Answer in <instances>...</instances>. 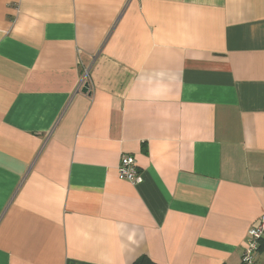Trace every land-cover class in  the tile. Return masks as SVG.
<instances>
[{
	"label": "crops",
	"instance_id": "0c3cea01",
	"mask_svg": "<svg viewBox=\"0 0 264 264\" xmlns=\"http://www.w3.org/2000/svg\"><path fill=\"white\" fill-rule=\"evenodd\" d=\"M263 212L264 0H0V264H243Z\"/></svg>",
	"mask_w": 264,
	"mask_h": 264
},
{
	"label": "built area",
	"instance_id": "2783aa9c",
	"mask_svg": "<svg viewBox=\"0 0 264 264\" xmlns=\"http://www.w3.org/2000/svg\"><path fill=\"white\" fill-rule=\"evenodd\" d=\"M84 76L89 74V69H85ZM85 78V77H84ZM83 78V79H84ZM118 176L122 180L139 184L143 181V174L138 168L136 158L131 154H123L118 166ZM264 236V212L258 221L252 225L247 234L246 244L242 255L243 264H264L261 258V240Z\"/></svg>",
	"mask_w": 264,
	"mask_h": 264
},
{
	"label": "trees",
	"instance_id": "16d2710c",
	"mask_svg": "<svg viewBox=\"0 0 264 264\" xmlns=\"http://www.w3.org/2000/svg\"><path fill=\"white\" fill-rule=\"evenodd\" d=\"M133 264H156L148 256L144 255L134 261Z\"/></svg>",
	"mask_w": 264,
	"mask_h": 264
},
{
	"label": "water",
	"instance_id": "95a60500",
	"mask_svg": "<svg viewBox=\"0 0 264 264\" xmlns=\"http://www.w3.org/2000/svg\"><path fill=\"white\" fill-rule=\"evenodd\" d=\"M83 92H88L89 91V84L85 83L84 87H83Z\"/></svg>",
	"mask_w": 264,
	"mask_h": 264
}]
</instances>
